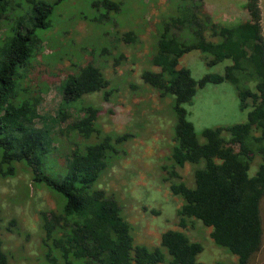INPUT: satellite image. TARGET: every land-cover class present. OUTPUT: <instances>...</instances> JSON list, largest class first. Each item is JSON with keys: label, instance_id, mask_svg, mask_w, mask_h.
<instances>
[{"label": "trees", "instance_id": "1", "mask_svg": "<svg viewBox=\"0 0 264 264\" xmlns=\"http://www.w3.org/2000/svg\"><path fill=\"white\" fill-rule=\"evenodd\" d=\"M174 14L163 17L151 57V69L142 81L169 96L173 115L170 164L163 181L181 201L178 225L196 220L211 228L218 247L236 256L233 264H252L264 246V38L260 0H246L248 19L235 25L215 22L205 0H172ZM62 0H0V178L29 175L61 201L56 212L42 216L44 262L39 264H161L166 254L134 243L131 225L118 202L97 188L110 160L122 152L128 135L102 134L97 111L83 109L82 97L103 92L109 82L102 71L87 64L61 82L62 99L55 115H40L41 93L31 89L22 74L40 51L43 34L53 27ZM92 21L110 23V13L120 11L112 0H90ZM198 51L208 67L230 63L222 74L208 73L195 80L180 67V59ZM233 86L246 121L205 128L199 141L186 106L207 84ZM106 91V92H105ZM73 109L85 112L81 120L62 129ZM37 122L40 127H37ZM53 135L64 137L62 164L54 172L46 166ZM74 138L76 141H72ZM62 147V144L60 145ZM121 155V154H120ZM257 163L251 175V165ZM194 167L190 184L180 181L176 169ZM53 169V168H52ZM11 226H16L14 220ZM10 231V230H8ZM167 264H204L197 260L203 247L179 230L160 235ZM13 257L0 240V264Z\"/></svg>", "mask_w": 264, "mask_h": 264}, {"label": "rangeland", "instance_id": "2", "mask_svg": "<svg viewBox=\"0 0 264 264\" xmlns=\"http://www.w3.org/2000/svg\"><path fill=\"white\" fill-rule=\"evenodd\" d=\"M50 2L56 0H48ZM120 11L110 13V23L95 24L90 0H62L53 13V27L42 36L40 51L22 74L28 86L41 93L40 115H55L62 99L61 82L79 68L93 64L108 80V96L104 91L88 93L80 106L97 111L96 125L102 134L128 135L122 152L114 156L100 177L97 188L112 196L119 204L124 219L131 225L134 243L152 250L160 247V235L167 230H179L203 250L197 260L204 264H233L236 256L214 244L211 228L196 220L178 225L176 210L181 201L171 194L163 181L164 166L170 162L171 113L169 96H161L141 79L151 69L161 19L174 14L172 0H112ZM242 0H207L208 13L215 22L235 25L248 19ZM230 62L208 67L198 51L184 55L180 67L191 71L195 80L205 74H222ZM106 92V91H105ZM198 140L205 128L233 125L246 121L247 111H240L236 92L228 83L207 84L198 89L192 105L186 106ZM85 112L73 109L61 124L68 125L85 117ZM37 127L40 123L37 122ZM52 151L46 156V166L52 172L62 164V149L68 148L64 137L53 135ZM72 141L76 139L72 138ZM62 144V147L60 145ZM121 154V155H120ZM53 168V169H52ZM257 169L251 165L250 174ZM194 167L176 169L180 181L191 183ZM59 197L43 186L34 185L29 175L17 173L13 178H0V240L13 257L12 264L44 262L42 216L56 212ZM264 221V201L261 204ZM14 220L16 226H11ZM10 230V231H8ZM252 264H264V246Z\"/></svg>", "mask_w": 264, "mask_h": 264}, {"label": "crops", "instance_id": "3", "mask_svg": "<svg viewBox=\"0 0 264 264\" xmlns=\"http://www.w3.org/2000/svg\"><path fill=\"white\" fill-rule=\"evenodd\" d=\"M242 10L244 11L245 15H248L247 14V11L245 9V3H246V0H242ZM259 6H260V11H261V27H262V35H263V38H264V0H260L259 1ZM205 7L207 9V11H209V8H207V0H205ZM210 12V11H209ZM221 23V22H219Z\"/></svg>", "mask_w": 264, "mask_h": 264}]
</instances>
